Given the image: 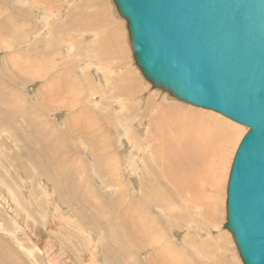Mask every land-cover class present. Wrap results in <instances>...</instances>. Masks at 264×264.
<instances>
[{"label": "rangeland", "instance_id": "obj_1", "mask_svg": "<svg viewBox=\"0 0 264 264\" xmlns=\"http://www.w3.org/2000/svg\"><path fill=\"white\" fill-rule=\"evenodd\" d=\"M115 9L112 0H0V257L13 264H242L222 225L228 172L247 127L152 88ZM190 107L239 128L212 164L224 171L218 197L194 190L181 204L148 210L143 182L146 191L149 165L160 170L163 156H153L150 143L166 132L168 109L176 115ZM129 202L137 215H124ZM137 211L156 222L131 228ZM168 242L177 248L169 252Z\"/></svg>", "mask_w": 264, "mask_h": 264}, {"label": "water", "instance_id": "obj_2", "mask_svg": "<svg viewBox=\"0 0 264 264\" xmlns=\"http://www.w3.org/2000/svg\"><path fill=\"white\" fill-rule=\"evenodd\" d=\"M152 88L247 127L224 227L242 264H264V0H112Z\"/></svg>", "mask_w": 264, "mask_h": 264}, {"label": "bare ground", "instance_id": "obj_3", "mask_svg": "<svg viewBox=\"0 0 264 264\" xmlns=\"http://www.w3.org/2000/svg\"><path fill=\"white\" fill-rule=\"evenodd\" d=\"M113 4H114V2H113ZM116 12L118 13V11H116ZM101 74H103V73H101ZM149 99H150V101H152L150 97H149ZM171 111H172V109H168L165 113V114H168L170 116V121H168V122H170L169 126L167 127V130H165L169 135H167L166 132L163 134L164 131L159 132V130H158L160 143L156 142V141H158V139H156V141H153L152 143H150V145H151L150 151L152 150L153 156H155L156 158H159L160 157L159 155H162V154H163V156L161 159L162 162H161V169L160 170L157 167L158 166L157 164H156L157 166L149 165L150 166L149 170H150V173L152 174V179H151V181L147 180L149 188L146 189V191H144L146 184L143 182L142 191L144 193L142 194V200L144 201V203L142 205L144 206V208L148 207V210L152 206H154V204H155V207H157L159 209L160 208V206H159L160 202L165 204L166 206L169 205L170 203H173V202H179L180 203V201L182 199H184V200L187 199L186 198L187 196H192V192L194 190H198L196 193L198 194L199 198H201V196L203 197V193H204L203 191L207 190V192L204 193L205 195H207L208 193H211L210 194L211 196L208 195V196H210L209 198L210 199H212V198L217 199V197H218L217 194H218V191L220 189V185L222 184L220 180L222 179V174L224 175V173H223L224 171H222L220 169L219 165L216 166V165H212V164H216V159L219 157V154L221 152V147L227 142V140L230 137H232V135L237 133L239 130L237 124L230 123V121H227V120L222 119L220 117H216L215 115L212 114V112L205 111L204 109L203 110L200 108L194 109V108L190 107V109H187V110L186 109L180 110V112L176 115H172ZM165 114H164V116H165ZM179 119H181V120H179ZM199 124H203L205 126L204 130H200L199 128H197V126ZM181 126H183V127L185 126V128H189V127H192V128H191V131H185L184 129L182 131H180ZM150 128H151V126H150ZM154 133L156 134L157 132L154 131ZM146 134H148V133H146ZM148 135H150V134H148ZM172 136L175 137L174 143L170 141ZM155 138H156V135H155ZM127 139H129V138H127ZM153 140H155V139H153ZM132 143H131V145H132ZM144 143H146V142H144ZM146 145L148 146V144H146ZM220 145H222V146H220ZM133 148H134V146H133ZM145 148H146V146H145ZM160 148H162V150L164 152L161 153ZM134 149H133V151H134ZM138 149H139V147H138ZM138 152L139 151H137V153ZM134 153H135V151H134ZM137 155H139V154H137ZM138 157H140V156H138ZM149 157L151 158V156H149ZM133 160H135V159L133 158ZM156 161H158V160H156ZM158 164H159V162H158ZM229 171H230V169H229ZM228 174H229V172H228ZM208 175L212 176L211 180L208 179ZM204 176H206V177H204ZM215 178L218 179L217 183L215 181H213V180H215ZM197 179H199V181ZM227 179H228V177H227ZM196 182H198L197 187H199L197 189L194 188V185H196ZM180 185H181V187H180ZM143 188H144V190H143ZM157 190H158V192H157ZM225 193H226V189H225ZM215 196H217V197H215ZM225 200H226V196H225ZM127 205H128V207L124 210V215L127 214V211L129 212V216L130 215H137L136 214L137 203L129 202ZM185 206H187V205H185ZM194 206L198 207L197 204H194ZM194 206L191 205L190 209L188 208V211L189 210L193 211L195 209ZM141 211L146 212L147 210L144 209ZM167 211L168 210H166V212ZM180 212H182V211H180ZM137 213H138V211H137ZM138 214H141V213H138ZM192 214H194V213H192ZM139 216H135L133 218L132 217L128 218V219H132V220H129V225L132 226L131 228L136 226V230L137 229L140 230V225L136 224V222H138V221H140L144 224L147 223L150 225L152 223L151 221L156 222V220L154 219L153 216L145 215L146 218H145V216L143 217L142 214H141V217H139ZM167 216L169 217V219L172 223L173 216H172V214L169 213V211H168ZM125 219H127V218H125ZM145 219H147V222ZM225 221H226V212H225ZM225 221L222 225L223 228H225L224 227ZM192 223H194V222H192ZM173 224L175 225L174 222H173ZM124 225L125 224L122 225V229L125 230V233H128L127 235H129L130 231H128L127 227H125ZM190 227H193V226L191 225ZM133 230L135 231V229H133ZM226 230L229 231L228 229H226ZM229 233H230V231H229ZM135 234H139V233L137 232ZM127 237H131V236H127ZM231 237H232V235H231ZM129 239H131V238H129ZM132 239H134V238H132ZM232 239H233V237H232ZM130 243H132V241ZM165 244H167L168 249L166 248V250H168L169 252H171L172 250H175L177 248V245L175 243L171 244L168 242ZM142 246H144V245H142ZM30 255H31V252H30ZM157 256H159V255H157ZM8 258H10V257H7V259L0 257V263L1 264H13L8 260ZM164 258L165 257H160L159 260H161V259L164 260ZM10 260H12V259L10 258ZM12 262H14V261H12ZM162 262H161V264H164ZM155 264H156V262H155Z\"/></svg>", "mask_w": 264, "mask_h": 264}]
</instances>
